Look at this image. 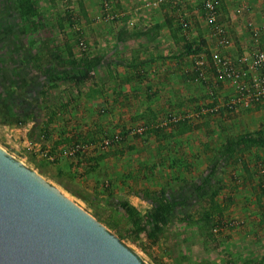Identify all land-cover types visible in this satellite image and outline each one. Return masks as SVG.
I'll return each instance as SVG.
<instances>
[{"label": "rangeland", "instance_id": "rangeland-1", "mask_svg": "<svg viewBox=\"0 0 264 264\" xmlns=\"http://www.w3.org/2000/svg\"><path fill=\"white\" fill-rule=\"evenodd\" d=\"M243 1L220 0V22L228 21V6ZM204 2L38 0L47 26L30 36L19 28L12 0H0V146L38 172L41 168V175L90 214L107 219L114 217L109 212L108 190L146 214L151 205L138 192L170 183L176 202L160 240L153 243L145 233L136 236L133 227L123 225L130 233L122 241L148 264H264V149L241 148L235 153L237 164L222 161L216 197L223 209L220 222L216 214L202 219L209 205L191 185L206 173L211 156L227 139L264 131V104L262 108L257 103L251 107L231 105L237 88L231 81H216L214 52L207 49L208 54L179 57L187 42L215 36ZM258 4L264 5V0ZM66 13L72 15L71 21L64 19ZM166 13H173V26L163 24L155 31L174 43L163 54L158 48L159 55L154 51L152 57L149 50L135 46L136 33L151 41V35L145 34L162 22ZM140 18L145 20L143 25L138 23ZM45 39L52 46L49 50L56 45L61 49L70 46L78 56L101 55L110 68L104 65L81 86L66 81L56 87L41 85L45 74L68 69L50 56L37 59L34 54ZM199 59L205 61L201 68L196 64ZM137 73L132 81L121 80ZM28 81L36 85L35 95L25 107H19L11 90L19 85L28 98L22 85ZM151 109L158 113V121L167 122L168 116L174 117L173 121L182 119L189 130L170 146L163 142L165 148L161 147L159 138L146 132ZM18 113L25 118L23 123L8 124ZM50 117L51 133L45 137L42 132ZM124 130L130 134L123 138ZM87 131L96 145L79 150L73 141L64 139ZM116 135L119 139L105 146L104 139ZM78 152H84L81 161L101 154L107 157L96 172L83 174L85 161L76 165ZM116 216L121 222L122 215Z\"/></svg>", "mask_w": 264, "mask_h": 264}, {"label": "trees", "instance_id": "trees-1", "mask_svg": "<svg viewBox=\"0 0 264 264\" xmlns=\"http://www.w3.org/2000/svg\"><path fill=\"white\" fill-rule=\"evenodd\" d=\"M218 1L220 7V0ZM12 4V10L16 13V18L19 22V28H21L25 34L30 36L35 34L37 35L40 31L46 28L47 25L40 10L38 0H12ZM66 14L67 16L64 19L71 21L72 15L70 13ZM173 17V13H171V15L166 13L163 24L173 26ZM162 25L155 24L154 28H151L150 31L154 32L155 30L160 29ZM1 27L2 25L0 23V28ZM181 28L182 26H180V29ZM39 45L40 49L34 54L37 59L41 58V60H44L47 56H50L51 60L57 64H60L62 68H68L60 73L51 72L49 74H45L42 80L43 83L40 84L47 87H56L62 81L72 82L76 86H81L82 84L90 81L94 77V74L104 65H107L110 68L109 63L105 64V59L101 55L91 56L88 53H83L82 55L78 56L73 52V48L70 46H67L66 49H61L59 45H56L53 49L49 50L52 46L50 45L49 41H46V39L41 40ZM184 48V51L181 52V56L179 57L199 56L203 53H209L207 50V41L203 38L199 39L198 41L194 40L191 43L187 42ZM141 64L142 63L140 62V64L137 65ZM137 65L134 64L132 66L136 67ZM135 67L133 68L135 69ZM212 69H214L213 66ZM198 73L199 72L197 71L195 72V74ZM138 75V73L136 75L127 74V76L125 75L123 78H121V80L132 81L134 78L138 77ZM33 81H35V79ZM22 85H24V87L28 90V98H25V94L21 92V89L19 90V85H17L15 89L11 90V98L17 100V106L19 107H25V104L29 103V100H33L32 97L35 95L34 91L36 89L34 82L28 81L22 83ZM149 113L152 115L148 119L149 123L147 122L148 126L146 132H150L159 138L158 142L162 143L160 144L161 147L163 146V142H166L170 146V144L177 141L176 139L179 135H182L189 130L187 121L182 119L173 121L174 117L168 116L166 117L167 122H160L158 121V113L154 112L152 109ZM24 120L25 118L18 113L9 119L8 124H20L23 123ZM52 122V118L50 117L42 132L43 136L49 137V134L51 133L50 125ZM129 134V131L124 130L121 133V137L124 138L129 136ZM64 139H66V142L67 140L73 141L75 144L74 146H80V148L97 144L93 134L90 131L84 133L77 132L70 138L67 136ZM59 143L61 142L56 143L55 146H57ZM255 147L264 149V131L262 130L244 132L230 137L224 144L221 145L218 152L211 156L212 158L210 159L209 167L206 173L202 174L198 180L191 182L194 192L199 195V198L202 201L207 202L209 205V208L204 210V214L202 216L203 220L212 219L214 214L218 216V222L222 221L223 219V209L216 201V197L218 196L221 188L219 185L221 183V179L218 178L217 171L220 166L223 165L222 161H229L230 163L232 162L237 164L239 160L237 158V154L235 153L238 150L241 148L251 149ZM163 148H165V146H163ZM54 151L56 150H53L51 154H53ZM161 152L163 153L164 151L161 150ZM83 153L84 152L76 153V165L78 167L85 161L84 165L86 169L83 171V174L86 173L90 175L96 172L103 159L107 157L105 154H101L98 156H89L86 160L81 161V154ZM55 154L57 153L55 152ZM58 156L59 155L53 159V163L56 164L59 162ZM164 160L165 159L162 161ZM39 173L42 174L41 168H39ZM60 183L65 186V184L62 182ZM173 189L174 188L170 183H165L164 186L158 189H151L147 186V188L141 192H138L140 197H142L151 205L149 211L146 214H142L139 208L133 205L130 201L118 198L113 191L108 190V206L112 207L109 212L114 214V217H109L107 219V217H103L101 214H93V216L101 222H106L108 228L121 239L130 233L128 230L123 228V225H127L133 227L132 232H134L136 236H138L140 233H145L147 239L153 243L157 242L165 233L166 226L170 221V216L174 210L176 196L172 193ZM116 215H122L121 222L118 221L119 217ZM122 221L123 224H121Z\"/></svg>", "mask_w": 264, "mask_h": 264}, {"label": "water", "instance_id": "water-1", "mask_svg": "<svg viewBox=\"0 0 264 264\" xmlns=\"http://www.w3.org/2000/svg\"><path fill=\"white\" fill-rule=\"evenodd\" d=\"M0 264H148L105 224L0 146Z\"/></svg>", "mask_w": 264, "mask_h": 264}, {"label": "built area", "instance_id": "built-area-1", "mask_svg": "<svg viewBox=\"0 0 264 264\" xmlns=\"http://www.w3.org/2000/svg\"><path fill=\"white\" fill-rule=\"evenodd\" d=\"M204 9L209 21L214 24L218 46L228 47L230 38L226 24L219 20V1L205 0ZM249 25L253 27L254 33L264 35V25L259 27L253 23ZM211 59L217 81H231L237 88L236 94L230 100L232 106L241 103L244 107H251L264 99V50L256 47L250 55L242 56L238 62L221 55L220 52L212 53ZM196 64L201 68L205 65V61L199 59ZM117 139H119L118 135L114 138H105L103 142L108 146ZM77 149H80V146H77ZM262 172L264 173V170Z\"/></svg>", "mask_w": 264, "mask_h": 264}, {"label": "crops", "instance_id": "crops-1", "mask_svg": "<svg viewBox=\"0 0 264 264\" xmlns=\"http://www.w3.org/2000/svg\"><path fill=\"white\" fill-rule=\"evenodd\" d=\"M247 1L250 3V5H252L251 7L247 3ZM259 2L260 0H244L238 6H228V10H225V17L228 21H226L225 24L227 26V31L230 38V45L225 48L220 47L218 46L216 36H214L213 34L209 36L205 35L206 37H208V40L206 39L207 49L212 52H220L221 55H225L228 57L230 56L231 59H234L237 62L242 58V56L250 55L256 47L264 50V35L254 33L253 27L249 25V23H253L256 27L264 25V5L258 4ZM144 21L145 20L143 18H140L138 23L140 25H143ZM163 21L159 24L162 25ZM246 21L248 22L247 26L244 24ZM149 34L151 35V41L145 39V37L141 36L140 33H136L138 40L135 46H141L144 49L149 50L152 57L154 55V51H156L155 53L159 55V51L157 50L158 48L159 50L161 49V53L163 54L166 51H169L170 44L174 43V40L170 42L169 38L163 36L160 31L147 32L145 35ZM119 64L122 65V62H119ZM165 69L166 67H163L161 71L163 72ZM166 74H168V72H166ZM167 77H169V74L167 75ZM263 104L264 99L261 102L257 103V105H260L261 108Z\"/></svg>", "mask_w": 264, "mask_h": 264}]
</instances>
